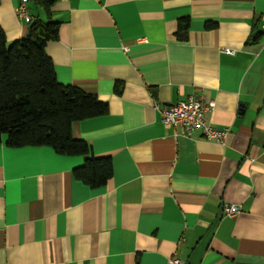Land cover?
<instances>
[{
	"label": "crops",
	"instance_id": "obj_1",
	"mask_svg": "<svg viewBox=\"0 0 264 264\" xmlns=\"http://www.w3.org/2000/svg\"><path fill=\"white\" fill-rule=\"evenodd\" d=\"M17 5L0 0L9 43L29 33ZM29 13L48 21L34 0ZM263 18L264 0H57V79L110 106L73 136L114 174L92 189L73 175L83 156L4 136L0 264H264V34L252 40ZM192 95L215 101L206 118L224 143L163 125L156 107Z\"/></svg>",
	"mask_w": 264,
	"mask_h": 264
},
{
	"label": "trees",
	"instance_id": "obj_2",
	"mask_svg": "<svg viewBox=\"0 0 264 264\" xmlns=\"http://www.w3.org/2000/svg\"><path fill=\"white\" fill-rule=\"evenodd\" d=\"M57 0H34L48 21L33 19L28 35L9 43L0 27V143L8 136L13 148L50 147L64 156H83L85 163L73 175L92 189L107 185L114 174L111 158L97 157L91 145L73 136V125L105 116L110 106L97 95L61 84L46 47L59 38L60 23L52 20ZM31 2V1H30ZM189 19L179 22L178 38L188 39ZM264 32L252 38L258 41ZM117 95L123 93L119 83Z\"/></svg>",
	"mask_w": 264,
	"mask_h": 264
},
{
	"label": "built area",
	"instance_id": "obj_3",
	"mask_svg": "<svg viewBox=\"0 0 264 264\" xmlns=\"http://www.w3.org/2000/svg\"><path fill=\"white\" fill-rule=\"evenodd\" d=\"M31 0H18L15 12L19 20L30 25L33 17L29 13ZM262 29L264 30V18ZM228 53H234L228 51ZM216 107L215 101H207L202 97L192 95L187 100L174 105L156 107L162 115V123L168 129L180 128L183 135L192 136L194 132L200 131L206 141L224 143L228 131L220 130L212 125L206 118L207 113L212 112ZM225 215L236 217L241 213L240 207L236 205H225ZM169 264H182L180 259H171Z\"/></svg>",
	"mask_w": 264,
	"mask_h": 264
}]
</instances>
